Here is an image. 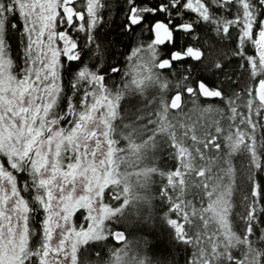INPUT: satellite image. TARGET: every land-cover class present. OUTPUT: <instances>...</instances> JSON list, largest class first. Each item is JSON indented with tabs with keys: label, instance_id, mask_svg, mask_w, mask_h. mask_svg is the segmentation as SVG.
I'll use <instances>...</instances> for the list:
<instances>
[{
	"label": "snow or ice",
	"instance_id": "6c2138e0",
	"mask_svg": "<svg viewBox=\"0 0 264 264\" xmlns=\"http://www.w3.org/2000/svg\"><path fill=\"white\" fill-rule=\"evenodd\" d=\"M198 2L210 12L218 7L216 4L209 7L211 0L207 3L205 0ZM227 10L232 11L231 8ZM188 13L193 14L194 18L188 16ZM262 14L264 0H252L250 8L243 15L237 12L230 18L235 21L234 24L220 31L209 28L208 19L202 18L197 10V0H119V3L117 0H0V68L4 69L0 71V80L6 73L10 80L32 93L30 103L33 107H39L36 112L37 121L29 129L30 134H37V122L41 114L45 127L50 123L61 122V131L67 135L65 142L72 145V156L60 162L61 170L69 178L86 167L83 161L77 164L75 160L81 146L79 129L84 127V120L90 112L100 111L103 115L109 145V163L104 169L107 173L104 181L107 187L98 185L93 188L88 184L89 190L84 197L87 206L78 207L71 218L73 232L91 237L85 247L104 246L113 241L115 245L121 246L118 250H112L114 259L120 261L121 254L127 255L132 246L128 241L129 230L138 231L141 240L137 243L142 241L145 247L151 249L157 247L155 241L158 235H166L167 245H183L186 249L191 247V240L185 233L186 216H182L180 205L172 202L169 189L174 188L175 182L184 175L181 172L182 162L186 158L191 159L192 148L188 141L193 146L197 143L196 124L203 119L204 113H211L213 106L217 105L205 101L218 102L219 106L230 110L233 119L236 114L246 118L253 133V141L259 127L260 144L264 147V122L261 118L264 102L256 98L257 87L264 85V46H257L258 40L264 41ZM202 34L205 47L214 48L215 44L210 42L214 39L221 45L227 43L231 55L223 52L224 59L217 57L211 66L204 63L205 51L199 46ZM12 36H15L19 44L18 72H13L17 62L11 55L12 45L9 40ZM208 54L211 55V52ZM118 58L125 61L131 73L126 72L121 78L122 83L112 89L109 81L115 84L116 77L121 75ZM94 61L95 68L92 67ZM65 73L69 76L72 91L67 95L66 107L53 115L65 93ZM245 75L250 83L242 88L240 85ZM146 84L160 94L158 98L163 109L162 114L159 111L156 113V120H149V124L159 125L156 134L166 135L171 154L177 159V167L169 170L166 184L161 188V198L167 207L159 226L151 212L142 215L137 209L136 201L140 198L133 193L129 181L121 179L111 159L123 151L119 142L109 134L121 104L126 98L132 99L129 93L139 95L141 99L147 98ZM95 89H99L100 93L97 94ZM77 95L80 98L79 110L76 105ZM156 99L153 96L149 104L155 103ZM188 104L192 107L183 111ZM31 110L29 107L21 109L25 129H28V113ZM169 110L182 118H169ZM198 110L201 115L194 121L192 115ZM253 114L256 116L255 121L252 119ZM4 119L5 116L0 115V136L6 134V129L9 133L13 131L12 127L4 124ZM65 121L67 127L62 123ZM124 126L131 133L135 132L132 121ZM73 128L77 129L76 134L72 132ZM204 144L205 147L213 144L216 150L221 147L215 138ZM83 147V156L86 158L88 145ZM261 160L264 161V157ZM261 167L264 164L257 166L253 200L260 205L259 210L264 214ZM87 175L85 173V178ZM199 175L204 176L205 173L201 171ZM204 186L208 187L207 184ZM101 187H104L103 191ZM97 202L99 207H96ZM130 207L131 212L128 211ZM78 212L82 217L79 224L75 219ZM251 216L255 218L259 231H254L251 222L248 223L249 243L255 237L257 245L264 244V225H261L255 209ZM45 219L44 216L40 217L41 237L46 234ZM2 225L3 221H0V252L12 249L16 243L15 233L9 232L6 236ZM74 247L76 264H79L80 245ZM40 248L39 243L35 249L29 248L31 255L21 250L20 260L15 264H20V261L23 264H43L38 251ZM167 249H160L162 259L157 264H168ZM235 251L238 255L230 257L228 264H244V253L240 248ZM255 251L259 259L249 257L248 264H264V253L260 252L259 247ZM199 259L193 248L185 264H199ZM0 264L3 262L0 261ZM139 264L149 262L145 259L139 261Z\"/></svg>",
	"mask_w": 264,
	"mask_h": 264
},
{
	"label": "trees",
	"instance_id": "16d2710c",
	"mask_svg": "<svg viewBox=\"0 0 264 264\" xmlns=\"http://www.w3.org/2000/svg\"><path fill=\"white\" fill-rule=\"evenodd\" d=\"M205 2L207 3L208 0ZM251 3L252 0H235V2L232 0H211L209 7L211 4H216L218 7L210 12L197 0V10L202 18L208 19L210 29L215 28L222 31L225 27H230L235 23L234 20H230L235 13L239 12L243 15L250 8ZM228 8H231L232 11L229 12ZM104 14L107 16L106 12ZM187 15L194 18L191 13ZM118 21L119 16L117 15ZM212 21L216 23L213 24ZM203 41L204 35L202 34L199 46L204 48V63L209 66L217 57L224 59L223 52H228L231 55L227 43L221 45L213 39L210 42L214 43L215 47L211 48L205 47ZM9 43L12 45V58L17 62L13 72H18L20 63L18 40L12 36ZM209 52L211 55L208 54ZM118 59L121 75L116 77L115 84L109 81L112 89L122 83L121 78L126 72L131 73V69L128 68L125 61L122 58ZM95 66L96 62L94 61L92 67L95 68ZM249 83L250 81L245 75L240 87L244 88ZM63 85L65 93L58 108L53 111V115L66 107L67 95L72 91L67 73H65ZM262 87L264 88V85H259L256 91V98L261 101L264 91V89L262 92L260 91ZM145 88L147 98L141 99L139 95L129 93L132 95V99L126 98L121 104L116 123L112 127V136L119 142L123 151L116 153L112 160L121 179L126 178L133 193L140 198L136 201L137 209L142 215L151 212L159 226L160 218L167 207L161 198V188L166 184L169 170L177 167V159L171 154L172 150L166 135L156 134L159 125L157 123L149 124V120H156L158 111L163 113L158 98L160 94L149 84H146ZM153 96H156L157 99L150 105L149 101ZM205 103H217V105L213 106L211 113H204L203 119H200L196 124L197 143L193 146L192 142L188 141L192 148L191 159L186 158L182 162L181 172L184 175L175 182L174 188L169 189L172 202L179 204L182 216H186L184 220L185 233L191 240V247L186 249L183 245H167L166 235H158L155 241L157 247L151 249L145 247L142 241L137 243L138 240H141V234L138 231L129 230L128 241L134 244L135 264H139V261L145 259L149 264H157V261L162 259L160 249L164 247H168V264H185V259L193 248L196 249V256L200 257L199 264H228L230 257L238 255L235 251L236 248H240L244 253V264H248L249 257L259 259V254L255 251L257 247L261 253H264V244L257 245L255 237H252L251 243H249L247 236L249 222H251L254 231H259L255 218L251 216L254 209L259 216L261 225H264V214H261L259 210L260 205L253 200L257 166L264 164V161L261 160V157H264V147H261L260 144L259 127L254 134L256 139L253 141V133L246 118L236 114L233 119L230 110L219 106L218 102L205 101ZM76 105L79 110V95L76 96ZM191 107L192 105L188 104L183 111L186 112ZM200 115L198 110L192 115V120L199 119ZM141 116L143 119H138ZM169 118L179 120L182 117L169 110ZM261 118L264 122V113L261 114ZM252 119L256 120L255 114ZM128 121H132L134 133L124 126ZM56 123L60 127L61 122L57 121ZM62 123L65 127L68 126L66 121ZM213 138L216 139V143L221 145L219 150H216L213 144H208L205 147L204 142ZM196 148H199L198 152ZM201 154L203 159H201ZM3 161L0 162L3 164ZM201 171L205 173L204 176L199 175ZM260 173V178L264 179V167L260 168ZM12 174L15 186L27 208L28 250L29 248L35 249L36 244L39 243L42 246L43 242V238L40 236V217L43 216V212L40 211L42 208L37 199L41 194L40 189L36 185V179L27 162H23L18 170L12 171ZM205 184L208 185L207 188H205ZM111 190L109 189V191ZM120 190H123L122 185ZM110 202L116 203L115 201ZM128 211L131 212L132 208L130 207ZM78 217L79 215L75 217L76 221ZM114 227H120V225H114ZM29 238L31 239L29 240ZM114 243L109 241L104 246H81L79 264H91L92 262L111 264L114 260L112 250H118L121 247ZM97 252L100 253L99 256L96 255Z\"/></svg>",
	"mask_w": 264,
	"mask_h": 264
},
{
	"label": "rangeland",
	"instance_id": "374dc122",
	"mask_svg": "<svg viewBox=\"0 0 264 264\" xmlns=\"http://www.w3.org/2000/svg\"><path fill=\"white\" fill-rule=\"evenodd\" d=\"M260 43L261 41L258 40L257 45L260 46ZM0 71L4 69L0 68ZM263 89L262 87L260 91L262 92ZM95 91L97 94L100 93L99 89ZM31 98L32 93L10 80L5 73L4 78L0 80V108H2L0 115L5 116L4 124L12 127L13 131L9 133L6 129V134L0 136L2 157L0 161L4 160L3 164L0 162V221H3L2 226L6 236L9 232L15 233L16 243L12 249L0 252V261L3 264H15L20 260L21 250L27 255L31 254L28 251L27 208L15 186L12 174V171L18 170L23 162H27L40 189L41 194L37 199L44 210L43 216L46 217L44 225L46 234L42 237V246L40 251L38 250L41 253V260L43 264H76L74 246L76 244L80 247L84 246L91 237L72 231V213L78 207L87 206L84 197L89 190L88 184L93 188L98 185L107 186L104 183L107 178L104 169L109 163V145L105 136V122L100 111L90 112L84 120V127L79 129L81 146L75 160L77 164L83 161L86 167L69 178L61 170L60 162L72 156V145L65 142L67 135L62 133L57 123L44 126L43 114L37 122V134H30L29 129L32 128L33 122L37 121L36 112L39 107L32 106ZM91 102L90 97L89 103ZM26 107L32 108L28 113V129L24 127V113L21 111ZM41 128H43L42 132ZM72 132L76 134L77 129L73 128ZM109 134L113 138L112 128ZM85 144L88 145L86 158L83 156ZM85 173H88L86 178ZM104 187L100 190L103 191ZM96 207H99L98 202ZM77 215H79L77 219L79 224L82 217L79 212ZM131 245L127 255L121 254L122 260L114 259L111 264H134V244ZM20 264H23V261H20Z\"/></svg>",
	"mask_w": 264,
	"mask_h": 264
},
{
	"label": "water",
	"instance_id": "95a60500",
	"mask_svg": "<svg viewBox=\"0 0 264 264\" xmlns=\"http://www.w3.org/2000/svg\"><path fill=\"white\" fill-rule=\"evenodd\" d=\"M260 46H264V41H261ZM262 102H264V91H263V95H262Z\"/></svg>",
	"mask_w": 264,
	"mask_h": 264
},
{
	"label": "flooded vegetation",
	"instance_id": "af4514ba",
	"mask_svg": "<svg viewBox=\"0 0 264 264\" xmlns=\"http://www.w3.org/2000/svg\"><path fill=\"white\" fill-rule=\"evenodd\" d=\"M257 46H259V45H257Z\"/></svg>",
	"mask_w": 264,
	"mask_h": 264
}]
</instances>
